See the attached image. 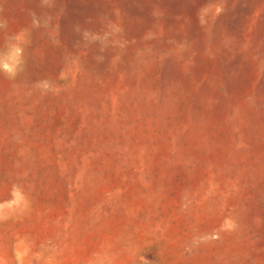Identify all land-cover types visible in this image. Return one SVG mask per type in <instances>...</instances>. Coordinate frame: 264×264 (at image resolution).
Listing matches in <instances>:
<instances>
[{
	"label": "rangeland",
	"instance_id": "obj_1",
	"mask_svg": "<svg viewBox=\"0 0 264 264\" xmlns=\"http://www.w3.org/2000/svg\"><path fill=\"white\" fill-rule=\"evenodd\" d=\"M9 45L0 264H264V0H0Z\"/></svg>",
	"mask_w": 264,
	"mask_h": 264
},
{
	"label": "clouds",
	"instance_id": "obj_2",
	"mask_svg": "<svg viewBox=\"0 0 264 264\" xmlns=\"http://www.w3.org/2000/svg\"><path fill=\"white\" fill-rule=\"evenodd\" d=\"M23 62V49L21 47L15 45L6 46V50L0 52V73H3L9 79H15ZM37 87L47 91L50 88V82L42 80L38 82ZM11 196L13 199L8 203L20 200L22 198L21 190L17 186H13Z\"/></svg>",
	"mask_w": 264,
	"mask_h": 264
}]
</instances>
